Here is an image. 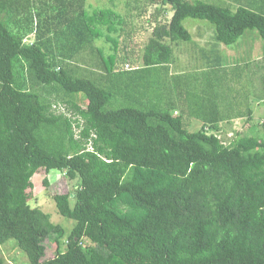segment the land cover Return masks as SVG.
<instances>
[{"label": "trees", "instance_id": "trees-1", "mask_svg": "<svg viewBox=\"0 0 264 264\" xmlns=\"http://www.w3.org/2000/svg\"><path fill=\"white\" fill-rule=\"evenodd\" d=\"M221 2L125 0L121 14L0 0V246L13 242L29 264H264V133L214 132L251 109H233L221 84L213 100L195 95V116L165 96L174 48L194 44L186 20L212 24L214 57L199 49L214 66L217 46L248 30L264 42V0ZM37 174L69 227L31 205Z\"/></svg>", "mask_w": 264, "mask_h": 264}, {"label": "crops", "instance_id": "crops-1", "mask_svg": "<svg viewBox=\"0 0 264 264\" xmlns=\"http://www.w3.org/2000/svg\"><path fill=\"white\" fill-rule=\"evenodd\" d=\"M200 28L204 31H199L198 34L202 36L203 33L209 32L208 37L210 39L204 43L193 39L194 44L188 45V47L190 46L189 61L181 63L179 58L176 57V63L169 65L168 79L170 83L165 96L174 99L175 105L178 108L177 110L180 107L188 115L195 116L199 110H203V108L200 109V107L193 105V101L196 98L195 95L198 97L207 96L213 100V95L219 91L214 87L217 84H221L223 89L220 90L224 93L223 97H225L226 102H232L233 109H251L250 116L236 117L231 119V121L233 123L244 121V130L253 135H262V132H264L261 128V126H264L262 124V119L264 118L263 40L256 31L248 30L231 46L220 44L217 48L222 54L223 60L219 63L221 65L214 66L218 62L205 60L204 54L199 49L208 47L209 51H217L214 48L216 45L214 46L212 42L213 30L212 28ZM236 48L239 50V53ZM192 50H194V53H192ZM226 50L234 51L239 57L235 59L230 58ZM178 51H180L179 47ZM261 53L262 57L258 58V55ZM216 54L218 53L216 52ZM211 56L214 57L210 51L208 57ZM207 65L211 66L208 67ZM218 67L219 69H217ZM216 78L220 79V81H217ZM260 86H263L262 92H259ZM227 122H220L217 130L214 132L216 134L224 133L223 131L232 133L230 131L232 129L228 127L230 123ZM222 124H226L227 128L224 129Z\"/></svg>", "mask_w": 264, "mask_h": 264}, {"label": "rangeland", "instance_id": "rangeland-1", "mask_svg": "<svg viewBox=\"0 0 264 264\" xmlns=\"http://www.w3.org/2000/svg\"><path fill=\"white\" fill-rule=\"evenodd\" d=\"M204 1L213 2V3H222L221 2L222 0H204ZM238 1L237 0H230L233 8L240 5V4L239 5L235 4V3H238ZM241 2L245 6H249L252 10H255V8L258 9L262 0H241ZM87 4L90 5L89 9H92L95 7H97V8L102 7V8H112L115 12H119L121 14H123L125 12V0H87ZM156 8L160 10L158 22H165V21H168L170 19L171 15H172V10L169 7L152 6L150 9L151 12L153 13ZM196 22H199V21L193 20V19H188L184 22V25L191 32L192 38L194 40H196L197 42H200V43H204L210 39L208 37L209 32H205V33H203L202 36H200L198 34V32L204 31V30H202L200 28L201 26L199 27L198 24H194ZM201 22H205V24H207L208 26L213 28L212 24H210L208 21H201ZM154 24H155L154 21L148 23V31L146 33L145 39L143 38V40H144L143 44H144V42H146V38L148 37V35L152 31ZM32 39H33L32 35H30L29 37H27L26 40L30 41ZM166 42H168V41H166ZM212 42H213V39H212ZM183 46H184V44L180 43L179 46H176L174 48V55H176V57L179 58V61L181 63H185V62L189 61V58H190L189 51L187 50V48H185ZM178 47L180 49L181 48L182 49L180 51H178ZM236 50L239 53V50L237 48H236ZM226 52H227V54H229L230 58L235 59V58L239 57L237 54H235L234 51H230V50L227 51L226 50ZM258 53H260V52H258ZM240 55L242 56L241 53H240ZM261 57H262V53L258 55V58H261ZM139 60L141 61V58H139ZM139 63H142V62H139ZM171 64H173V63H171ZM262 89H263V86H260L259 92H262ZM113 107H116V105H114ZM55 109L57 111L67 112L63 105H57V106H55ZM67 113L70 114V111H68ZM231 122L232 121H228L227 123H230V124H228V127L232 129V130H230L232 133H227L226 131H223L224 133H218L217 134V135H219L220 139L223 142H229L231 139H233L235 137L236 133H239L242 130H244L243 129V126L245 125L244 121H237L238 123L232 122L233 124ZM262 124H264V118L262 119ZM201 125H202L201 122H197L195 128H200ZM222 126L224 129L227 128L226 124H222ZM261 128H262V130H264V126H261ZM78 131H79V129L75 130L76 133H78ZM262 133H264V132H262ZM58 175H60V174H58L57 172L51 173L48 176V180L51 182H54L58 178ZM44 177H45L44 174H37L33 178V180H34L33 198L31 199L30 203L32 206L39 207L41 210L50 213L52 221L57 222V223H63L65 225V227L67 228L69 223L64 221V219L61 218V216L57 213L54 201L52 200L48 189L42 183ZM74 184H75V181L68 180L67 187H69L70 190H72L74 188ZM55 238H56V234L54 236L49 237L44 242L45 254L43 256V259L50 258L54 255L55 250H56ZM0 256L3 257L6 264H29V261L27 260V257L25 256V254L18 247H16L13 242H8L7 244L0 246Z\"/></svg>", "mask_w": 264, "mask_h": 264}]
</instances>
